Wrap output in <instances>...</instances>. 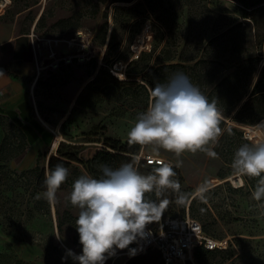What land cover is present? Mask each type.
<instances>
[{
	"label": "rangeland",
	"instance_id": "rangeland-1",
	"mask_svg": "<svg viewBox=\"0 0 264 264\" xmlns=\"http://www.w3.org/2000/svg\"><path fill=\"white\" fill-rule=\"evenodd\" d=\"M93 2L11 0L5 8L9 17L21 12L16 17L17 25L21 29L31 26L30 32L39 37L69 38L75 30H82L89 37L91 51L84 62L75 60L58 70L46 71L39 77L35 95L44 121L54 126L62 115L67 113V117L56 127L62 134L58 149H52L54 132L50 144L36 155L33 163L39 157L45 165L49 156L63 154H74L76 160L68 167L67 183L70 187L58 190L56 202H50V214L27 220L20 231L8 230L5 221H0V264H12V259L47 264L51 261L49 255L54 246L62 247L67 253L71 250L75 255L81 254L82 245L75 227L79 209L71 205L68 197L74 181L81 175L87 174L93 178L102 175L101 165L94 167L90 162L95 152H111L114 156L108 166L113 169L125 163H134L141 174L147 175L156 167L146 165L137 157L140 152L153 154L151 146L126 144L127 133L134 126L138 113L146 111L151 101L150 87L146 79L143 80V75H147L151 66L178 62L177 58L191 56L198 47L202 51L218 29L232 27L229 33L219 36L211 44L212 48H226L223 63L229 65L235 60V54L229 53L232 46L229 34L237 33L246 45L254 40L255 26L257 34L263 35L259 53L260 64L264 63V4L251 11L238 0H116L110 3L107 17L103 16L102 9L95 16L82 15ZM43 11V21L36 26V19ZM70 16V21L58 22ZM251 17L257 19V24L249 21ZM70 23H77V27L71 28ZM147 27L148 32H145ZM143 33L150 36L147 46L133 52L131 42ZM153 48L155 50L152 51ZM164 48L175 54V60L162 62L161 58L166 54L161 51ZM118 62L126 65L122 78L126 83H120L119 75L111 71ZM95 63L97 67L92 73ZM192 63L185 62L186 65ZM99 66L104 69L94 79ZM176 72L184 73L196 85L199 66L163 69L158 73L170 77ZM247 98L248 95L243 102ZM243 102L230 114L234 116ZM218 110L222 114V132L214 149L218 153L217 158L202 152H185L177 158L173 153L159 149V156L168 159L176 172L174 179L181 185L180 192L188 196L187 202L179 205L176 203L177 194L167 192L165 195L170 203L164 211L174 216L189 214L200 220L211 235L230 238L229 252H200L198 258L193 257L194 264H264V209L259 207L260 202L254 200V189L248 184L234 189L230 181L236 176L231 168L234 153L246 143L239 135V124H247L248 121L234 117L230 119V114ZM225 122L230 125L227 126ZM113 142L128 148L129 152L113 150L110 147ZM2 145L5 147L0 151V156L13 154L7 165L14 169L28 144L21 138L18 127L5 115H0V148ZM135 148L136 154L133 153ZM178 162L180 166L176 167ZM201 185L206 187L203 199L197 192ZM147 195L157 199L154 194ZM54 204L59 206L61 231L56 226ZM149 224L153 225L154 222ZM57 235L60 237L57 238ZM130 249H134L131 244L124 250L117 249L115 255L109 256L104 264H127L128 260L137 256L136 264H159L161 261L154 251L132 255ZM53 254H57V251H53Z\"/></svg>",
	"mask_w": 264,
	"mask_h": 264
},
{
	"label": "clouds",
	"instance_id": "clouds-1",
	"mask_svg": "<svg viewBox=\"0 0 264 264\" xmlns=\"http://www.w3.org/2000/svg\"><path fill=\"white\" fill-rule=\"evenodd\" d=\"M150 97L147 110L138 113L127 133L129 145L151 146L153 158H158L159 149L177 158L185 152L218 157L214 149L222 132V114L216 100L209 101L182 72L157 82ZM255 128L264 132V121ZM179 166L178 162L176 167ZM100 168V178L87 174L77 178L68 197L71 205L79 209L75 227L82 254L69 250L67 255L78 264H104L117 249L124 250L137 237L143 238L146 225L159 221L170 203L167 192L177 194L179 205L188 200L174 179L173 166L162 159H157V166L147 175L141 174L134 163L115 169L105 164ZM231 168L236 176L258 178L252 196L264 209V135L242 144L234 153ZM68 176L69 169L62 164L45 172L43 196L47 201L56 202L57 192ZM197 192L203 199L206 187L199 186ZM150 193L157 199L149 198ZM135 253L130 249V254Z\"/></svg>",
	"mask_w": 264,
	"mask_h": 264
},
{
	"label": "trees",
	"instance_id": "trees-1",
	"mask_svg": "<svg viewBox=\"0 0 264 264\" xmlns=\"http://www.w3.org/2000/svg\"><path fill=\"white\" fill-rule=\"evenodd\" d=\"M113 1L116 0H94L92 5L82 15L95 16L98 11L102 9L103 16L107 17V10L110 3ZM122 1L130 2L132 0ZM238 1L243 7L251 8V11L261 7L264 4V0ZM71 17L72 16L65 19H60L58 22L61 23L70 21ZM244 17L247 16L244 15ZM43 18L44 11L39 15L36 26L43 21ZM251 19H249V21L257 24L256 18L251 17ZM70 27L76 28L77 23H70ZM222 30L223 29H218L214 33L216 35L208 41L202 51H200V48L198 47L191 56L186 58H177V60H179L178 62H170L157 67L151 66L148 69L147 75H143V80L146 79L150 87V91H152L157 82H165L169 77L167 74H162L160 76L158 73L160 70H176L178 67L185 69L199 66V75L196 80V85L200 88L204 95L208 97L209 101L216 100L217 107L226 114H230L232 110L238 106V104L243 102L245 96L248 95V98L240 106L236 114L234 116L233 114H230L229 118L232 119V117H234L237 120H247V124H253L264 117V63L260 64L261 56L259 53L262 45L263 35L261 36L257 34L255 26L253 42H248L245 45L244 41L238 37L237 33L232 32V34H229L230 43L232 45L229 49V53L235 54V60L230 62L229 65H225L223 63V61H225L223 59V55L226 52V48L223 47L220 49L211 47V44L215 39L223 34H226L227 32L229 33L232 30V27H229L223 31ZM153 50H155V48H153L152 51ZM161 51L166 53L161 58L162 62L175 60V54H171L170 50L167 48H164ZM185 62L193 63L192 65H186ZM96 67L97 64L95 63L93 65V72ZM103 69V66H99L94 79L99 76ZM149 75L151 77H148ZM125 81L126 80L124 79H120V83H126ZM225 123L227 126L230 125L227 122ZM18 130L21 138L25 141L24 133L21 129L18 128ZM239 135L245 142H250L243 137L241 129ZM4 147L5 146L2 145L0 151L3 150ZM110 147L115 151H119L120 153L129 152L128 148L119 146L118 142H113ZM133 153H137V148L134 149ZM12 156L13 154H8L7 156L2 157L0 156V221H5V227L8 230L20 231V227L23 226L27 220L38 215H47L51 213V203L43 196V193L46 191V187L44 185L45 172L54 170L57 164H62L64 167L68 168L71 162L76 160V156L74 154L51 155L47 158L45 165L42 164L40 162V158L37 157L36 162L32 167L19 171L10 168L7 165V161L12 158ZM113 156L114 155L107 150H100L95 152V154L91 157L90 162L94 167L97 165H109V161L111 158H113ZM146 165L157 166L152 164ZM242 179L244 184H248L250 188L255 189L258 178H250L246 176V178L242 177ZM68 186L70 187L66 179L65 183L61 185L60 189H65ZM37 196H39V198H37ZM148 197L151 198L150 195H148ZM54 208L57 215L56 226L58 230L61 231L62 222L60 220L59 206L54 204ZM163 213L168 214L169 212L164 211ZM155 224L156 221H154L153 225H147L154 227ZM203 228L206 231L204 226ZM131 245L133 246V244ZM229 249L230 246L225 251L211 252L201 248H195L193 251V257L195 256L198 258L200 256V252L207 254L227 253L229 252ZM53 251H57V254H53ZM146 251H154L159 255V253L154 249H147L138 255ZM49 256L51 261L47 264H78V261L70 258L67 255V251L60 246H54L52 251H50ZM138 258L139 256L128 260L127 264H136L135 262ZM189 263L193 264L190 261L185 262V264ZM12 264L38 263L35 261L12 259ZM159 264H164L162 259Z\"/></svg>",
	"mask_w": 264,
	"mask_h": 264
},
{
	"label": "built area",
	"instance_id": "built-area-1",
	"mask_svg": "<svg viewBox=\"0 0 264 264\" xmlns=\"http://www.w3.org/2000/svg\"><path fill=\"white\" fill-rule=\"evenodd\" d=\"M0 14L11 0H1ZM145 28V32H148ZM33 50V57L36 66V72L39 74L42 70H56L62 64H71L73 61L84 62L91 51V43L88 35L82 30H75L69 38H50L39 37L33 31L29 34ZM149 35L143 33L134 39L130 48L133 52H138L147 46ZM60 43H64L67 50L58 51ZM44 47L45 54L40 56L39 49ZM125 64L118 62L111 69L112 73L119 75L122 79L125 75ZM264 121V117L253 124H239L243 137L249 141L264 135V132L255 128V125ZM154 154L140 152L137 154L145 164L157 165V159H162L171 164L163 156L153 158ZM231 186L239 189L244 185L240 176L230 178ZM231 240L229 237L216 238L207 233L200 220L186 214L184 216H174L171 214H162L159 221H156L154 227L146 225L143 238L137 237L133 242L136 253H141L147 249L156 250L164 264H185L190 261L194 264L193 251L195 248H201L207 251H225L229 248Z\"/></svg>",
	"mask_w": 264,
	"mask_h": 264
},
{
	"label": "crops",
	"instance_id": "crops-1",
	"mask_svg": "<svg viewBox=\"0 0 264 264\" xmlns=\"http://www.w3.org/2000/svg\"><path fill=\"white\" fill-rule=\"evenodd\" d=\"M21 14L17 12L16 16L9 17L5 10L0 14V115L8 117L22 130L28 144L26 152L13 167L19 170L34 165L36 155L47 148L54 137L51 128L59 127L67 117L65 113L56 121L57 125L50 126L39 112L35 95L37 81L44 72L55 70L45 69L37 74L29 36L31 26L21 29L17 25L16 17ZM57 49L67 50L64 43H60ZM38 52L43 56L46 49L42 47ZM67 65L62 64L60 68Z\"/></svg>",
	"mask_w": 264,
	"mask_h": 264
},
{
	"label": "bare ground",
	"instance_id": "bare-ground-1",
	"mask_svg": "<svg viewBox=\"0 0 264 264\" xmlns=\"http://www.w3.org/2000/svg\"><path fill=\"white\" fill-rule=\"evenodd\" d=\"M1 3H2V1L0 0V4ZM51 129L53 130V132H56V135L54 137V141H53V144H52V149L54 150L59 145V143H60V141L62 139V134L60 133V130L58 128L52 127Z\"/></svg>",
	"mask_w": 264,
	"mask_h": 264
}]
</instances>
